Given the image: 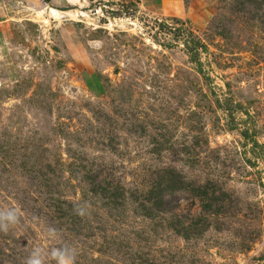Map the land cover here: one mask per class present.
Returning <instances> with one entry per match:
<instances>
[{
  "label": "rangeland",
  "instance_id": "1",
  "mask_svg": "<svg viewBox=\"0 0 264 264\" xmlns=\"http://www.w3.org/2000/svg\"><path fill=\"white\" fill-rule=\"evenodd\" d=\"M9 211L0 264H264V0H0Z\"/></svg>",
  "mask_w": 264,
  "mask_h": 264
},
{
  "label": "clouds",
  "instance_id": "2",
  "mask_svg": "<svg viewBox=\"0 0 264 264\" xmlns=\"http://www.w3.org/2000/svg\"><path fill=\"white\" fill-rule=\"evenodd\" d=\"M17 215L14 211L0 213V230H5L9 224L15 223ZM51 256L55 259L56 264H72V254L68 248L53 250ZM27 264H41L38 253L34 252L28 259Z\"/></svg>",
  "mask_w": 264,
  "mask_h": 264
},
{
  "label": "crops",
  "instance_id": "3",
  "mask_svg": "<svg viewBox=\"0 0 264 264\" xmlns=\"http://www.w3.org/2000/svg\"><path fill=\"white\" fill-rule=\"evenodd\" d=\"M58 0H47V2H57ZM63 5H71V4H76V2L81 3L83 1H89V0H61ZM103 1H107V0H103ZM61 11H65L66 9H60Z\"/></svg>",
  "mask_w": 264,
  "mask_h": 264
},
{
  "label": "bare ground",
  "instance_id": "4",
  "mask_svg": "<svg viewBox=\"0 0 264 264\" xmlns=\"http://www.w3.org/2000/svg\"><path fill=\"white\" fill-rule=\"evenodd\" d=\"M51 13H56L55 9L49 8Z\"/></svg>",
  "mask_w": 264,
  "mask_h": 264
},
{
  "label": "trees",
  "instance_id": "5",
  "mask_svg": "<svg viewBox=\"0 0 264 264\" xmlns=\"http://www.w3.org/2000/svg\"><path fill=\"white\" fill-rule=\"evenodd\" d=\"M45 2H47V0H44Z\"/></svg>",
  "mask_w": 264,
  "mask_h": 264
}]
</instances>
